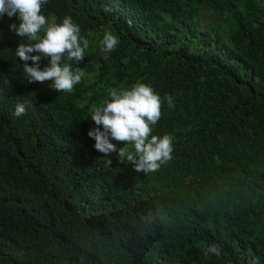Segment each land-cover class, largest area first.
<instances>
[{
	"label": "trees",
	"instance_id": "obj_1",
	"mask_svg": "<svg viewBox=\"0 0 264 264\" xmlns=\"http://www.w3.org/2000/svg\"><path fill=\"white\" fill-rule=\"evenodd\" d=\"M42 11L79 24L85 75L71 93L28 84L9 30L19 21L0 19V264H264V0H49ZM105 32L119 37L110 53ZM138 81L175 101L153 128L174 137L156 172L115 153L107 164L87 134L88 109ZM211 243L219 257L204 255Z\"/></svg>",
	"mask_w": 264,
	"mask_h": 264
},
{
	"label": "clouds",
	"instance_id": "obj_2",
	"mask_svg": "<svg viewBox=\"0 0 264 264\" xmlns=\"http://www.w3.org/2000/svg\"><path fill=\"white\" fill-rule=\"evenodd\" d=\"M48 2L0 0V19L7 16L19 21L10 24L9 30L22 38L15 48V56L23 62L28 84L48 82L53 91L71 93L85 75L82 68L74 65L84 60L90 42L81 35L79 24L71 16H65L62 22H50L42 11ZM100 44L104 52L110 53L119 44V37L105 32ZM42 60L47 61L43 67ZM107 92V98L99 106L94 104L88 109L95 126L87 133L95 141L94 149L108 158L107 164L112 163L111 156L115 153L119 163L148 173L156 172L162 164L172 160L173 135L153 134V128L162 118L165 101L169 109L175 108L174 96L162 98L152 86L139 81L130 88L111 87ZM25 112V103L15 105V116ZM121 143L123 147H118ZM210 254L220 256L216 243L204 249L205 256Z\"/></svg>",
	"mask_w": 264,
	"mask_h": 264
}]
</instances>
